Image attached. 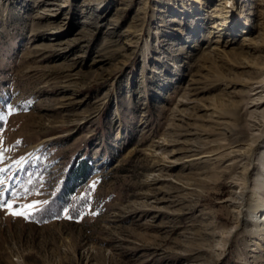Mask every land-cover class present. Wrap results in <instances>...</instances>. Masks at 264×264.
<instances>
[{
	"label": "rangeland",
	"instance_id": "obj_1",
	"mask_svg": "<svg viewBox=\"0 0 264 264\" xmlns=\"http://www.w3.org/2000/svg\"><path fill=\"white\" fill-rule=\"evenodd\" d=\"M263 2L238 0L217 59L180 0H0V264H174L189 247L181 264H264L233 182L248 164L264 178L246 107ZM150 207L167 212L136 221Z\"/></svg>",
	"mask_w": 264,
	"mask_h": 264
},
{
	"label": "bare ground",
	"instance_id": "obj_2",
	"mask_svg": "<svg viewBox=\"0 0 264 264\" xmlns=\"http://www.w3.org/2000/svg\"><path fill=\"white\" fill-rule=\"evenodd\" d=\"M181 7H183V11L181 14L191 16L193 17V25L196 29L201 30L204 28L206 24L210 25L209 30V35L210 37V42L214 44V46L209 45L208 47H212V49L216 50L219 52L218 54H215L217 56V59H220L221 55V47H222V42L224 41L225 38H228L230 40V37L234 36L236 34L237 27L240 23V19L242 18V14L238 4V0H235L234 4L229 2L228 0H217V2L214 4V6L211 8V10L207 9L209 4L211 2H214L215 0H180ZM262 6L264 7V2L262 3ZM65 7V6H64ZM49 10V9H48ZM206 11V15L204 18L198 17L200 12ZM202 14V13H201ZM73 40V39H71ZM228 40V41H229ZM233 40V39H232ZM75 41V40H74ZM227 41V42H228ZM231 42V41H230ZM76 46V45H74ZM207 48V47H206ZM61 48L60 50L64 51L66 49ZM68 50V49H67ZM210 55V52H208ZM213 56V55H212ZM207 62V61H206ZM256 67L258 68L259 71V76L256 77L255 80H253L249 86V93L252 96L250 100L247 103V108L249 111V120L251 122L249 123L250 128L253 129H258L260 131L259 137L257 141H260L264 137V62L257 64ZM258 97H253L254 95H258ZM182 102H187L184 99H181ZM228 116V115H227ZM262 117V119H261ZM260 122H263L261 127H258L257 125L260 124ZM248 126V124H247ZM225 130V129H224ZM233 130H237V128H233ZM256 135V134H255ZM172 145V143L170 144ZM255 146V144H254ZM254 146L250 150L253 152L250 155V158L253 159L254 156ZM230 148V147H228ZM229 154L236 152L234 150V147L229 149ZM205 157V156H204ZM259 159L262 160L261 163L263 164L262 167L260 168L259 163H257V169H259V174L264 176V155L259 156ZM259 166V167H258ZM167 167V166H166ZM256 169V166L254 167ZM244 177L241 178L239 181H233L235 186H239V191H237V197L241 200L238 201L240 203V206L242 210L244 211V221L248 224H252V226L257 230L261 231L264 230V178L262 180L261 176L258 179H253L252 180V167L250 164L245 166L244 168ZM262 182V183H261ZM255 183L253 186L252 184ZM260 184H262L260 186ZM259 188V189H258ZM162 200V199H161ZM161 200L156 201V202H161ZM151 208V207H150ZM148 208L144 211H142V214L140 215L139 218L136 219V221H141L144 215H151L154 221L158 220L162 215H164L166 212L163 210L159 209H154V208ZM190 211H183V213H175L178 215L179 218H183L184 215L188 214ZM137 215V213H134ZM168 214H174L171 211H168ZM174 216V215H173ZM135 217V216H134ZM167 217V216H165ZM241 218V217H240ZM170 220V219H169ZM151 227L157 228H167L170 227L169 223H164L162 225H157L154 223L150 224ZM182 227L183 225L179 222L174 225V227ZM241 227V221L239 220L232 226L231 229L226 233V244L224 247V250H227V245L233 238L235 232ZM218 232L216 231H205V234L208 236H216ZM137 236H140L137 234ZM224 237V236H223ZM140 238V237H139ZM142 239H140L141 241ZM143 241V240H142ZM147 242V240H146ZM147 244V243H145ZM149 245V244H148ZM154 245V244H153ZM140 246V245H139ZM152 249L154 247L151 246H141L137 247L136 250L134 251L136 254L138 252H142L139 255V258L145 254L146 256V249L148 248ZM220 248V247H219ZM156 251V249H155ZM186 254H181V253H176L173 255V259L171 262L174 264H178L184 261L191 262L194 261L196 258H194L195 250L193 248H188ZM156 260V263H162L164 261L162 258H156L153 257ZM152 260V259H151ZM151 260L149 259L145 263H150ZM141 263V262H140ZM155 263V261H154ZM188 264V263H187Z\"/></svg>",
	"mask_w": 264,
	"mask_h": 264
},
{
	"label": "snow or ice",
	"instance_id": "obj_3",
	"mask_svg": "<svg viewBox=\"0 0 264 264\" xmlns=\"http://www.w3.org/2000/svg\"><path fill=\"white\" fill-rule=\"evenodd\" d=\"M5 119V117L3 115H0V120ZM3 152V149H0V153ZM0 171H3L2 169H0ZM0 183H2V181H0ZM13 203H15V201H13ZM40 202L35 201L29 204H24L21 206L20 210H16V211H11L12 215H19V216H24L25 218H27L28 216H30L32 214V211L37 207V205ZM8 207L9 209H12V203H9L8 201H3L0 202V207Z\"/></svg>",
	"mask_w": 264,
	"mask_h": 264
},
{
	"label": "trees",
	"instance_id": "obj_4",
	"mask_svg": "<svg viewBox=\"0 0 264 264\" xmlns=\"http://www.w3.org/2000/svg\"><path fill=\"white\" fill-rule=\"evenodd\" d=\"M66 194H67V193H65V196H64V197H66ZM51 206H53V205H51ZM49 208H50V205H48V206L45 208V211H46L47 209H49ZM49 214H50V213H48L46 217H48Z\"/></svg>",
	"mask_w": 264,
	"mask_h": 264
}]
</instances>
